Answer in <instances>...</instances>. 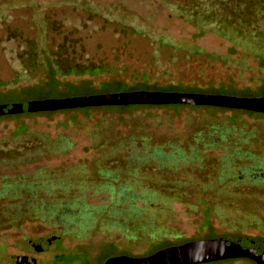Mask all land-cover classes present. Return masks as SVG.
Returning <instances> with one entry per match:
<instances>
[{"label": "rangeland", "instance_id": "374dc122", "mask_svg": "<svg viewBox=\"0 0 264 264\" xmlns=\"http://www.w3.org/2000/svg\"><path fill=\"white\" fill-rule=\"evenodd\" d=\"M23 1L0 0V80L7 82L0 84V103L128 90L264 97V67L247 41L198 34L169 0ZM53 19L65 23L59 30L83 45L85 57L112 58L118 69L46 83L40 76L12 79L21 70L20 36L61 38L41 23ZM126 22L145 32L124 33ZM7 27L21 34L15 38ZM261 41L264 52V33ZM249 165L264 167V115L242 109L129 104L0 116V212L23 202L39 180L51 189L35 188L36 198L61 197L60 186H67L61 181L71 170L77 172L72 190H80L88 206L106 207L92 215L89 228L79 224L75 231L53 210L13 225L0 215V264H26L17 255L36 257L33 264H100L114 252L141 256L191 238H264V183L244 171ZM121 182L140 192L133 202L140 210L136 223L108 216L122 206ZM56 233V241L43 242ZM78 248L90 263L81 250L75 259L51 257ZM201 264L256 263L235 257Z\"/></svg>", "mask_w": 264, "mask_h": 264}, {"label": "trees", "instance_id": "16d2710c", "mask_svg": "<svg viewBox=\"0 0 264 264\" xmlns=\"http://www.w3.org/2000/svg\"><path fill=\"white\" fill-rule=\"evenodd\" d=\"M1 1L4 2L7 0ZM21 1L23 4L26 3L23 0ZM169 4L173 10L177 12L182 21L195 26L199 30L198 34H204L205 32L210 31L225 39H241L247 41V45H249L254 50L258 58L259 66L264 67V52L261 51L263 42L261 41V38L264 33V0H169ZM1 13L2 10L0 9V14ZM41 23L44 25L45 31L48 29H54L60 34H62V31L59 30L61 29L60 27L65 25V23L59 19H53L52 21L43 20ZM143 24L144 26H147V24ZM121 26L123 27L124 33L127 30H131L132 32L139 34L145 32V30H139L136 28V26H133L129 22L122 23ZM7 30L8 32H13L15 38H17L18 34H21L18 27H7ZM72 32L73 30L71 33ZM20 37L21 39L19 40V44L21 49L20 51H17L16 55L21 70H18L19 73L14 74L12 79L21 78V80H25L40 76V81L46 83L47 80H57L58 76L63 75L74 74L79 76H101L104 74H110L111 72H114L116 69H118V66L113 62L114 59L112 58L110 60L106 57H85V49L83 45L78 43L77 39L69 36L68 34H62V37L58 39L57 37H52L50 41H48L47 36L44 38L41 36L43 39L40 38V40L34 39L32 37ZM119 65H121L123 69H127L123 61L119 62ZM5 83L7 82L0 80V84ZM246 111L254 112L250 110ZM25 114L32 113H22L21 115ZM254 114L263 113L254 112ZM10 115L12 114H4L0 116ZM32 185L35 184L31 183L29 187H32ZM26 198L28 201L27 208L23 205V202H16L15 205L14 203H10V208L0 212V215L5 218V221L8 224L13 225L16 222L20 223L25 219H32L36 217L38 210H31L29 208L34 207L37 204V200L33 202L31 199L39 198H36L34 195L27 196ZM64 255L72 257L74 256L73 258L75 259L76 252H59L53 255V259L55 261L62 260ZM109 256L110 255H107V257ZM221 260H213L204 263H214Z\"/></svg>", "mask_w": 264, "mask_h": 264}, {"label": "water", "instance_id": "95a60500", "mask_svg": "<svg viewBox=\"0 0 264 264\" xmlns=\"http://www.w3.org/2000/svg\"><path fill=\"white\" fill-rule=\"evenodd\" d=\"M193 104L254 111L264 114V97L212 95L184 91L128 90L89 96H70L28 102L0 103V115L15 113L54 112L67 108H87L112 105H169ZM52 236L50 238L51 241ZM235 256L252 258L264 264V238L249 234L230 233L210 238L188 239L172 243L146 255L116 253L102 264H200ZM20 262L33 264L36 257L17 255Z\"/></svg>", "mask_w": 264, "mask_h": 264}, {"label": "flooded vegetation", "instance_id": "af4514ba", "mask_svg": "<svg viewBox=\"0 0 264 264\" xmlns=\"http://www.w3.org/2000/svg\"><path fill=\"white\" fill-rule=\"evenodd\" d=\"M160 157L162 159H170L171 156H168L166 154H163L160 152ZM250 168H246L244 169L245 172H248V175L252 176V180L255 182H260L261 184L264 183V167L263 166H258V165H249ZM247 169L249 171H247ZM240 173L238 174V176H242V170L239 169ZM122 174H129L130 170L129 169H121L120 171ZM68 174V180H62L61 183L65 182V184H67V186H60V188L62 189V191H60V193L63 192L61 197H55L54 200H49V198L46 197H42L39 199H31V201L35 202L37 200V204L34 207H30L29 209L31 210H38L37 211V215L36 216H41V215H45L47 212H50L51 210H53L54 212L53 215H56L58 218V222L63 223L66 226L67 230H71V231H75L76 228L75 226H78L79 224L83 227V228H89L92 224V220H93V214L97 211H102V212H106V207H102V206H96V207H90L86 204V202L82 199V197L80 195H82L80 190H72L71 188V184L72 183L73 178L75 175H77V172L74 170L71 171H67ZM254 178V179H253ZM68 182V183H67ZM48 183H46L45 180H39V182L36 185H32V187H28V193L26 195L30 196L33 195L34 191L36 190L35 188H41V189H45L46 191H44L45 193L51 189L50 185H47ZM64 184V183H63ZM110 184V182L106 183ZM24 187V186H23ZM119 187L121 189V196H123V201H122V206L120 208L115 209L114 207L111 208V210H108V216L112 217L113 213H117V216L126 221L128 219L132 220L133 222H137L139 220V215H140V210L138 208H136V205L133 203L135 199L140 198L139 191H136V189H134L130 184H126V183H120ZM147 196H150L149 193L146 194ZM24 198L23 201V205L27 208L28 207V201L27 198ZM41 200V201H39ZM125 204V205H124ZM56 210V211H55ZM115 210L117 212H115ZM119 210V211H118ZM84 219V220H83ZM81 220H83L84 222H82ZM52 238L51 241H56V239L60 238L61 233H56V234H51ZM50 236L47 238L44 237L42 240L43 242H46V244H49L50 241ZM106 245V244H105ZM104 246V245H103ZM101 246L100 249L103 247ZM45 249L47 248L46 246L44 247ZM99 249V250H100ZM78 250L83 251V249L78 248V249H73V250H69L70 253H73L74 251L78 252ZM66 251V252H69ZM98 252V251H97ZM59 253V252H58ZM118 252H114V254H116ZM111 254V255H114ZM52 254L51 257H53ZM83 256H84V260L85 262L87 261L88 263H90L88 261V256H87V252L83 251ZM237 257H246V256H237ZM249 258V257H248ZM252 260V258H249ZM56 261H62V260H56ZM253 261V260H252ZM255 262V261H253ZM256 263V262H255ZM102 264V263H100Z\"/></svg>", "mask_w": 264, "mask_h": 264}]
</instances>
